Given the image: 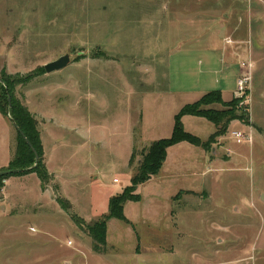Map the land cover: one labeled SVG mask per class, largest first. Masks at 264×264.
Masks as SVG:
<instances>
[{
	"label": "rangeland",
	"instance_id": "rangeland-1",
	"mask_svg": "<svg viewBox=\"0 0 264 264\" xmlns=\"http://www.w3.org/2000/svg\"><path fill=\"white\" fill-rule=\"evenodd\" d=\"M202 1L0 0V76L12 79L13 99L27 107L39 131L46 128V146L58 157L60 183L75 205L56 193L58 228L47 224L57 218L51 208H32L35 195L6 203L10 212L0 216V264H264V141L247 152L241 171L213 173L204 177L202 193L181 195L171 227L155 230L140 221L132 230L117 221L112 227L124 228L118 244L115 234L106 254L92 250L88 226L108 211L109 198L132 185L148 151L138 139L142 98L145 92L165 90L169 61L180 63L179 16L211 11L230 18L225 10L239 8L231 0ZM65 55L71 59L67 67L45 73L46 64ZM243 62L252 64L248 70L240 66L239 74L251 77L241 98L249 122L237 121L261 130L264 117L263 123L251 121L255 65L252 59ZM37 93L48 108L39 116ZM12 95L2 96L4 107ZM84 129L89 132L81 133ZM17 136L0 111V160L14 157ZM23 183L33 192L34 181ZM11 209L18 210L10 214ZM37 255L45 260L37 262Z\"/></svg>",
	"mask_w": 264,
	"mask_h": 264
},
{
	"label": "crops",
	"instance_id": "crops-1",
	"mask_svg": "<svg viewBox=\"0 0 264 264\" xmlns=\"http://www.w3.org/2000/svg\"><path fill=\"white\" fill-rule=\"evenodd\" d=\"M202 2L204 5L205 0ZM237 3L239 8H236ZM184 5L189 6V2L185 1ZM209 5L207 4V6ZM230 5L236 8V10H225L230 18L223 16L227 14L222 12L214 14L211 11L193 15L185 13L181 17L179 16L181 22L180 37L182 38L180 63L173 64L169 61L168 73L166 74L168 84L165 90H153L144 93L140 114L143 126L138 136L139 144L149 146L154 141L169 138L173 133L175 117L180 110L188 104L197 102L211 91H221L224 102L232 101L236 97L238 89L237 82L241 72V63L247 59H252L255 65L252 87H250L253 100L251 121L253 124L263 123L261 118L264 117V0H231ZM190 39L195 41L193 46L183 51ZM249 39L252 43L247 46ZM227 40H230L231 43H227ZM37 94L39 97L40 93ZM76 98V96L72 97L73 109L76 108ZM37 103V115L44 114L47 107L41 103H45V101H41L39 97ZM28 106L30 107V105ZM30 109L32 108L30 107ZM42 117L43 115H41V119H43ZM7 118L14 127L12 120ZM42 122H45V119ZM182 123L187 133L204 142L208 141L216 132L215 125L202 117L186 115L183 117ZM233 125L235 126L234 129H232ZM263 129L254 131L253 126H246L235 120L229 125L227 133L217 139L210 151L186 141L168 148L166 159L159 174L139 186L138 192L141 200L125 204L124 214L131 225L116 219L108 222V244H113L111 235H118L114 244H118L117 242L122 237L119 236V231H123L124 228L120 225L112 227L113 224H117V221L124 223L128 228L136 227L140 221H147L150 227L155 230L161 227H171L174 222L175 201L184 194L198 195L202 193L204 191L202 184L204 177L213 173L225 172L227 169L231 172L241 171L239 165L247 160V152L253 153L252 149L256 142L258 146L262 145V141H264ZM86 130H82L81 133L87 134L89 130ZM75 131H77L76 128ZM45 132L47 130L43 126L40 133L45 164L53 186H57L58 191L56 192L55 188L50 185L44 188L42 181L35 173L11 176L4 181L2 198H0V216L9 214L10 211L6 210V203L13 200L14 197L32 194L36 197L32 208L36 206L51 208V214H56L57 218L47 224L59 228L61 207L56 200V193L68 200L71 197L65 194V189L60 183L62 177H59L55 166L58 157L53 150L46 146L43 136ZM234 132L251 133L252 143H237L233 136ZM13 158L8 155L0 160V172L8 169ZM29 180L35 183L33 192L28 190L23 183ZM15 181L17 183L13 185ZM17 189L18 191H16ZM120 193L122 191L114 196ZM111 198L107 202L108 211ZM69 201L74 205L72 200ZM17 210L11 209L10 214L16 213ZM142 215L145 217L144 220L143 218L141 220ZM40 221L45 225V220L40 219ZM34 230L35 228H31V231ZM132 230L134 229L132 228ZM132 230L129 229L128 232ZM47 234L49 235L48 232ZM36 257L34 260L37 262L45 260L44 256L37 255ZM6 259L11 261V256Z\"/></svg>",
	"mask_w": 264,
	"mask_h": 264
},
{
	"label": "trees",
	"instance_id": "trees-1",
	"mask_svg": "<svg viewBox=\"0 0 264 264\" xmlns=\"http://www.w3.org/2000/svg\"><path fill=\"white\" fill-rule=\"evenodd\" d=\"M0 77L3 80V83H0V111L18 126L39 156V159L36 160L34 151L17 131L18 136L14 158L7 169H13L16 170V172L0 177L1 198L3 182L11 176H23L35 173L40 178L44 186L51 179V177L46 168L44 150L40 131L37 128V121L31 115L27 107L13 99L12 89L14 83L12 82V79L7 77L5 74ZM9 94L12 95V105L9 106L7 100L4 107V105L1 104V98L3 96V98L6 99ZM241 101V98L235 97L230 102H224L221 91H211L205 94L197 102L188 104L180 110L175 117L172 135L169 138L154 141L149 145L148 151L142 154L143 159L138 164L137 172L132 179V185L124 189L119 195L111 198L108 213L88 226V232L92 239L93 252L97 254L107 253V228L110 220L116 219L131 225L124 214L125 204L127 202H139L141 200V196L138 192L139 186L159 174L166 159L168 148L177 143L186 141L193 145L200 146L206 151H210L212 150V147L210 146L215 144L219 137H222L227 133L231 122L235 120H243L246 123L249 122L248 107L239 106ZM214 105H221L224 109H216ZM186 115L207 119L215 125L216 132L209 138L208 141L205 142L198 137L187 133L182 123V119ZM133 160L134 156L132 155L129 162L130 165H132ZM58 189L59 188L56 186L55 191L57 192Z\"/></svg>",
	"mask_w": 264,
	"mask_h": 264
},
{
	"label": "water",
	"instance_id": "water-1",
	"mask_svg": "<svg viewBox=\"0 0 264 264\" xmlns=\"http://www.w3.org/2000/svg\"><path fill=\"white\" fill-rule=\"evenodd\" d=\"M70 61H71L70 56L69 55H65V56L60 57L56 61H53V62H50V63L46 64L44 66V68H45L46 73L50 74V73H53L55 71H59V70L65 68V67H67L70 64ZM0 83H3V80L1 78H0ZM8 102H9V105L11 106L12 101H11L10 97L8 98ZM13 125H14L15 129L22 135V137L24 138L26 143L32 148V145L30 144V142L28 141L26 136L23 134V132L18 128V126L14 122H13ZM32 150L35 153L36 160H38L39 156H38L37 152L33 148H32ZM15 172H16V170H13V169L2 171V172H0V177H4V176L10 175V174H13Z\"/></svg>",
	"mask_w": 264,
	"mask_h": 264
},
{
	"label": "built area",
	"instance_id": "built-area-1",
	"mask_svg": "<svg viewBox=\"0 0 264 264\" xmlns=\"http://www.w3.org/2000/svg\"><path fill=\"white\" fill-rule=\"evenodd\" d=\"M227 43H231L230 40H227ZM242 67H246V70L251 69L252 64H246V63H241ZM251 81V77L249 75H245L242 74L241 77H239L238 82H237V86H238V90H239V97L240 98H244L246 96V92L244 91L247 88V85L249 84V82ZM251 83V82H250ZM244 101L242 100L240 104V106H244L245 104H243ZM234 138L236 139L237 143L241 144L244 142H249L252 143V136L250 134H245L243 132H234L233 133ZM115 182H117V180H115Z\"/></svg>",
	"mask_w": 264,
	"mask_h": 264
}]
</instances>
